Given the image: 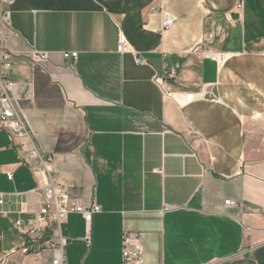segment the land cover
Listing matches in <instances>:
<instances>
[{
    "label": "crops",
    "instance_id": "0c3cea01",
    "mask_svg": "<svg viewBox=\"0 0 264 264\" xmlns=\"http://www.w3.org/2000/svg\"><path fill=\"white\" fill-rule=\"evenodd\" d=\"M2 1L7 75L39 153L71 197L101 209L90 245L82 216L61 223L67 264H121L125 232L143 234V264H264V0ZM119 34L135 54L118 52ZM21 142L0 129L1 234L39 206Z\"/></svg>",
    "mask_w": 264,
    "mask_h": 264
},
{
    "label": "built area",
    "instance_id": "2783aa9c",
    "mask_svg": "<svg viewBox=\"0 0 264 264\" xmlns=\"http://www.w3.org/2000/svg\"><path fill=\"white\" fill-rule=\"evenodd\" d=\"M3 6H10L11 0H3ZM240 10L241 4L237 6ZM151 12L161 14V31L165 32L172 28L173 17L163 10H158L154 7ZM9 12L4 7L1 9V29H0V129L8 131L13 137L20 139L21 149L24 153L23 162L28 166L32 176L34 177L36 187L33 191L39 198V206L33 212V217L27 221L17 220L13 227L15 233L20 239V243H13L8 248H4L2 244V235L0 232V264H16L18 259L24 258L30 254L50 252L52 254L50 264H67L64 254V247L68 240L60 235V225L71 214L82 216L87 227L85 241L90 245L89 225L93 215L100 213L101 209L96 204L84 205L79 200L71 197L72 184L61 180H56L51 176V168L55 162L53 156L47 155L42 158L35 144L29 127L24 119V116L17 105L14 97L16 85L9 79L7 71L12 67L13 53L8 48L5 40V27H8ZM118 52L120 54L135 52L132 50L127 38L123 34L118 36ZM32 62L35 65L48 61L49 54L32 50L30 52ZM210 57L211 54L209 55ZM77 53L63 54L64 59L76 60ZM227 56L218 54L216 62L218 65L224 64ZM138 65H143L145 62L141 59H136ZM164 94L172 98V94L168 91L166 85L161 83ZM211 100H215V96L211 93ZM206 92L197 94L188 93L184 96L183 103L190 104L198 100H204ZM0 173L2 170L0 168ZM239 175L242 172H238ZM8 181L13 180L12 174H6ZM6 204L5 195L0 193V214L1 208ZM224 206L239 208L238 203L232 200H226ZM171 207H165V210H170ZM27 213L25 210H21ZM143 241L144 236L140 232L123 233L121 241V264H143ZM235 259V258H234ZM232 261V260H230ZM229 260L214 262L212 264L226 263Z\"/></svg>",
    "mask_w": 264,
    "mask_h": 264
},
{
    "label": "rangeland",
    "instance_id": "374dc122",
    "mask_svg": "<svg viewBox=\"0 0 264 264\" xmlns=\"http://www.w3.org/2000/svg\"><path fill=\"white\" fill-rule=\"evenodd\" d=\"M10 233L5 232V233L1 234L2 235V244H3L4 248L7 245V243L9 244L10 242L18 241V237L16 236V234H10ZM33 257H36V256H33L32 254H30L26 258L22 259L20 261V263L21 264H36L35 263L36 259H33Z\"/></svg>",
    "mask_w": 264,
    "mask_h": 264
}]
</instances>
